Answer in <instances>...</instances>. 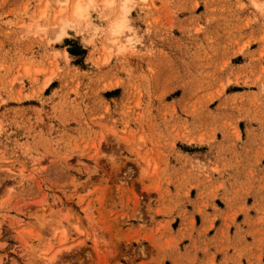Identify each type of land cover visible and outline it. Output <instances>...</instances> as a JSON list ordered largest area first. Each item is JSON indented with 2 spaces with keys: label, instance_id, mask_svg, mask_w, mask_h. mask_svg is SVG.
I'll return each mask as SVG.
<instances>
[{
  "label": "rangeland",
  "instance_id": "1",
  "mask_svg": "<svg viewBox=\"0 0 264 264\" xmlns=\"http://www.w3.org/2000/svg\"><path fill=\"white\" fill-rule=\"evenodd\" d=\"M74 1L0 0V264H264V0Z\"/></svg>",
  "mask_w": 264,
  "mask_h": 264
},
{
  "label": "bare ground",
  "instance_id": "2",
  "mask_svg": "<svg viewBox=\"0 0 264 264\" xmlns=\"http://www.w3.org/2000/svg\"><path fill=\"white\" fill-rule=\"evenodd\" d=\"M105 6H107L109 8V6L112 5L113 1L112 0H104L103 1ZM121 10L119 11L121 14H117L118 16L116 17L117 19L108 23V29H109V36L111 37H117L119 36L124 30L128 29L127 26V21H128V9L127 7H125L124 5H121ZM94 7V0H75L73 3V7H72V16L71 18H73V21H87L88 18V12L90 8ZM73 22H68V21H64L62 22L61 25V33L64 30V27L69 26L71 24L72 26ZM112 43L115 42V40H111Z\"/></svg>",
  "mask_w": 264,
  "mask_h": 264
}]
</instances>
